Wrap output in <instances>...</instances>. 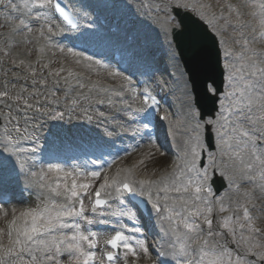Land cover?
<instances>
[{"label":"snow or ice","instance_id":"snow-or-ice-1","mask_svg":"<svg viewBox=\"0 0 264 264\" xmlns=\"http://www.w3.org/2000/svg\"><path fill=\"white\" fill-rule=\"evenodd\" d=\"M0 6L3 7L0 14L9 22L13 35L30 37L38 33L44 41L41 53L52 49L55 55L58 50L72 57L76 66L82 65L97 77L106 73L113 80L119 78L122 81L119 88L103 87L100 79L91 87L117 97V102L126 110L125 115L133 121L141 118L137 116L140 113L148 120L159 110V101L151 91L137 87L133 76L121 67L53 40L58 32L65 30L57 23L58 19L69 31L79 27L62 0H0ZM175 6L195 12L193 26L177 35L182 37L183 54L204 73L203 90L211 105L210 112L202 113L193 94L186 93L187 115L180 122L182 138L177 145L179 162L158 179L146 174L141 178V166L146 168L156 152L161 156L166 154L163 145L149 134L141 137L142 142H135L122 151H101L70 165L48 161L39 171L28 170L27 175L42 190L39 203L18 214L17 209H12L7 231L0 229V264H65L64 257L67 264H139L142 258H151L143 236L145 229L140 226L138 216V212L143 214L142 209L162 234L164 243L156 249L159 257L167 258L162 264L172 261L174 264H264V250L255 251L264 249L256 240L260 217L253 215L254 211L264 213V207H256V200L264 199V49L258 51L252 47L264 43V0H244L243 5L237 6L227 4L229 17L223 25L209 4L190 5L187 0H176ZM241 7L248 11H240ZM246 15L250 21L245 19ZM229 28L239 37L231 43L226 39ZM25 43L31 44L32 40L27 39ZM234 45H241L240 50H235ZM60 74V70L53 73L57 77ZM32 75H36L35 71ZM81 75L68 69V77ZM87 78L91 79V75ZM80 86L84 87L83 83ZM7 95V92L0 93V96ZM108 103L111 105L113 101L110 99ZM25 107L33 106L25 101ZM63 116V112L57 111L49 118L59 120ZM99 116L105 113L101 111ZM92 118L87 116L89 121ZM160 119L168 121V132L175 140L176 127L169 115L165 113ZM142 127L148 129L149 123ZM14 131L20 135L11 136L5 127L2 147L16 156L20 170L24 171L25 157L20 154L35 153L39 146L27 148L20 144L28 130L25 127L22 131L19 121ZM139 131L132 129V135L135 137ZM144 148L149 151L136 165L118 169L112 176L107 174L118 161ZM218 157H227L228 161ZM205 160L206 164L202 163ZM232 166L237 167L241 179L249 182L251 191L240 192V185L225 171ZM216 174L230 182L229 188L235 185V195L242 196L243 200L226 204L225 199L233 197L228 193L218 195L214 190ZM256 192L259 197L254 195ZM0 211L4 217L8 215L2 206ZM216 212L232 214L214 221ZM105 216L113 219H99ZM124 218L129 223H124ZM94 223L111 224V234L108 230L103 234L93 230ZM225 232L234 242L239 235L246 255L253 259L248 260L245 255L234 253L233 249L213 240ZM102 236L106 237L105 248L99 249Z\"/></svg>","mask_w":264,"mask_h":264},{"label":"rangeland","instance_id":"rangeland-1","mask_svg":"<svg viewBox=\"0 0 264 264\" xmlns=\"http://www.w3.org/2000/svg\"><path fill=\"white\" fill-rule=\"evenodd\" d=\"M81 1L85 3L84 8L85 11H87L88 5L93 0ZM98 1H100V4L104 8H109V10L117 14H122L128 20H138L139 18L140 3L138 4L137 0ZM145 1L149 3L151 10L157 11L159 9V12L162 13L164 11L163 14L155 12V17H152L153 19H155L151 25L152 27H158L160 20L162 19H167L169 23L168 25H170L171 28L177 25L176 20L172 22L169 21L170 15L168 14L169 12H167L170 10V7L176 5V0ZM203 1L204 0H187L190 5H194L197 3L203 4ZM226 1L228 2V0ZM233 2V6L243 5L244 0H233ZM240 11L247 12L248 9L241 7ZM0 13H3L2 6H0ZM216 16L221 25H223L224 20L229 17V15L225 12L223 14L219 12L218 14H216ZM221 16H223L224 19H219ZM234 17H232L233 24L235 23V19H233ZM245 19L250 21V17L247 15L245 16ZM33 23L35 24V22ZM245 34L248 35L247 30H245ZM55 37L56 36L53 37V40L57 41L55 40ZM27 39H31L32 43H25ZM97 39L100 40L102 38ZM226 39H228L231 43L232 40L239 39V37L233 33L232 28H229L228 32L226 33ZM43 45L44 41L39 38L38 33L34 32L30 37L13 35L12 29L11 27H9V22L5 21L3 19V15L0 14V93H8L6 97L0 96V115L3 118V122L4 120L7 121V125L9 126V134L13 137H17L20 135L14 131L16 121H19V126L21 127L22 131L25 127L27 128L28 131L26 136L20 140V144L23 147L32 148L37 145L39 146L35 153H23V157H25L24 162H27V160L29 159L27 157H34L36 159L37 164L39 166L37 171H39V169L43 167L40 166L41 162H39L41 158L43 159V157L45 156L51 158L55 155L52 154V152H50L48 149L43 148L42 145L49 144L59 146V143L56 142L57 136L55 134L46 135L47 125H44L42 130L36 131L40 124L46 122V117H49L51 114H54L57 111L63 112V118L59 119V121L61 122L60 130H63L66 128L70 116H76L78 112L86 111L88 109L87 98H89V96L86 97V100L82 105L81 103L75 101L74 98H77V95L75 94H84L88 90H91V84L94 83L97 79H100L102 81V86L106 88H119L120 84L122 83L119 78L113 80L109 78L106 73L103 74L101 77H97L94 73H89L86 69L83 68L82 65L76 66L73 63V58L68 56L67 53L61 54L58 50H56V54L53 55L52 49H46L47 51H49V53L47 51L41 53L40 48ZM259 46L264 47V43H257L256 47L258 48ZM234 48L235 50L239 51L241 45H234ZM5 53H7V55H5ZM39 55H41L40 60L38 59ZM21 61H23V63H21ZM15 65H18L21 68V71L17 70L15 68ZM68 69H72L74 72L77 73H82V75L79 77L73 76V79L70 80L69 83V85L73 86L68 87L69 91H66L62 84V82H64V79H62V77L68 74ZM57 70H60L61 72L60 76L58 77L53 75V73ZM33 71H35L36 73L35 76L32 75ZM135 72L138 75H141L144 70L142 68H136ZM133 73L134 71L130 74ZM89 75H91V79L87 78ZM17 77H21L22 81H14ZM81 83H83L84 87L80 86ZM173 86L175 87L176 93L174 99L177 101V104L173 106V109L177 112L178 120H184L187 115V106L186 109L184 107V102L187 97L186 89L180 81H176L175 83H173ZM53 92L56 93L55 96L52 95ZM107 95L109 99L113 101V103L116 102V104L118 105L117 110L120 112V114L122 113V118L120 120L116 119L115 112L111 111V107H113L112 103L111 105L109 104L107 108L102 110V112L105 113V116L103 117L99 116V112L101 111L93 112V118L90 122V126H92V128L96 129L99 132L104 129V131H106L108 135L109 133H111L109 136L114 137V130L116 128H119L121 122L125 123L127 115H125L126 110L123 108V105L117 102L118 98L110 96L108 92ZM25 101H27L33 107L31 109L26 108ZM73 101H75V103H73ZM11 102L14 106L9 105ZM37 108H41L42 111H37ZM19 109L25 110L26 114L23 112L19 113ZM23 119H27L28 121H24ZM9 120H11L12 122L9 123ZM64 153L68 157L67 161L64 162L66 164L70 165L71 163L79 162V160L82 159L81 157H76L74 153L65 151ZM141 159L143 158L136 156L132 159L120 163L111 171V176L114 175L118 169L128 168L133 165H136ZM173 164V161L169 158H165L162 156L154 157L151 161L147 163L146 168L141 166V169L143 171L141 178H144V174H146L152 179H158L160 176L166 175L168 172H170L173 168ZM153 173L155 175H153ZM236 174H238L237 170ZM244 180L246 179H243V181ZM97 184H99V181L97 182ZM35 186L39 188L36 183ZM247 189L250 190V187L248 186ZM3 211H6L5 208H3ZM0 217H2L0 218V229L5 230V222L8 220V215L4 217L3 212L0 211ZM262 220L264 222V213L262 215ZM91 227L93 228V230H95L94 224ZM214 227L219 226L214 224ZM256 227L260 230L258 226ZM220 231H224V229L221 228ZM263 232L260 230L259 233L256 235V240L261 245H264ZM245 234L247 235V233ZM260 234H262L263 236H260ZM213 240L218 242L220 245L225 246L226 248L233 249L234 253L239 252L242 255H245L246 259L253 258L250 255H246V249L242 246L239 240V235L236 238V242H234L233 238L226 232L222 236L213 237ZM141 264H144V262H141Z\"/></svg>","mask_w":264,"mask_h":264},{"label":"water","instance_id":"water-1","mask_svg":"<svg viewBox=\"0 0 264 264\" xmlns=\"http://www.w3.org/2000/svg\"><path fill=\"white\" fill-rule=\"evenodd\" d=\"M176 13H177V15H178V17H179V21H180V22L183 21V20H181V19H183V13L180 12V11H176Z\"/></svg>","mask_w":264,"mask_h":264},{"label":"bare ground","instance_id":"bare-ground-1","mask_svg":"<svg viewBox=\"0 0 264 264\" xmlns=\"http://www.w3.org/2000/svg\"><path fill=\"white\" fill-rule=\"evenodd\" d=\"M66 78H69V77L67 76ZM66 78H65V79H66ZM66 80H68V79H66ZM65 86H66V85H65ZM9 105H10V106H14L12 102H11Z\"/></svg>","mask_w":264,"mask_h":264}]
</instances>
